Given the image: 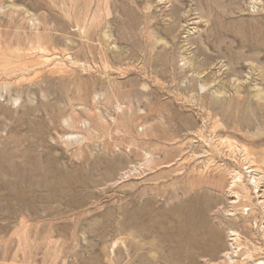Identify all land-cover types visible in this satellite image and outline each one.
Wrapping results in <instances>:
<instances>
[{"label":"rangeland","instance_id":"374dc122","mask_svg":"<svg viewBox=\"0 0 264 264\" xmlns=\"http://www.w3.org/2000/svg\"><path fill=\"white\" fill-rule=\"evenodd\" d=\"M262 27L264 0H0V264H264Z\"/></svg>","mask_w":264,"mask_h":264},{"label":"bare ground","instance_id":"6f19581e","mask_svg":"<svg viewBox=\"0 0 264 264\" xmlns=\"http://www.w3.org/2000/svg\"><path fill=\"white\" fill-rule=\"evenodd\" d=\"M261 31H264V27L261 28ZM252 45V44H251ZM256 58V57H255ZM252 173V172H251ZM257 173V172H256ZM259 173V172H258ZM234 175V174H233ZM239 176V175H238ZM260 176V175H259ZM263 176V175H262ZM262 181V180H261ZM260 182V181H259ZM242 184V183H241ZM201 185V184H200ZM233 191V190H232ZM264 192V191H263ZM187 248L189 250V242L188 240H180L177 242V249H178V253L177 255L180 256L181 254H183L184 256L188 255V251ZM188 258V257H187ZM172 259V258H171ZM191 259V258H190Z\"/></svg>","mask_w":264,"mask_h":264}]
</instances>
